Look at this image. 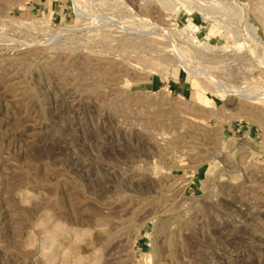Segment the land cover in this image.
<instances>
[{"label": "rangeland", "instance_id": "obj_1", "mask_svg": "<svg viewBox=\"0 0 264 264\" xmlns=\"http://www.w3.org/2000/svg\"><path fill=\"white\" fill-rule=\"evenodd\" d=\"M0 264H264V0H0Z\"/></svg>", "mask_w": 264, "mask_h": 264}, {"label": "bare ground", "instance_id": "obj_2", "mask_svg": "<svg viewBox=\"0 0 264 264\" xmlns=\"http://www.w3.org/2000/svg\"><path fill=\"white\" fill-rule=\"evenodd\" d=\"M224 87V86H223ZM220 88V87H219ZM221 90L222 91H225L226 93H228V94H230V95H232V92L235 90H232V92L231 91H229V90H227V89H225V88H221ZM237 90H239V89H237ZM241 90V89H240ZM240 92V91H239ZM241 93V92H240ZM245 93V92H244ZM238 94V93H237ZM256 94V93H255ZM241 98H247V99H249V100H253L252 101V103H256V98H260V96H258V97H256L255 95H253V96H249V94L247 95V93L246 94H238ZM256 99V100H255ZM254 100H255V102H254Z\"/></svg>", "mask_w": 264, "mask_h": 264}]
</instances>
